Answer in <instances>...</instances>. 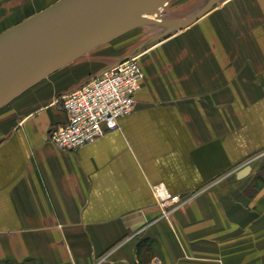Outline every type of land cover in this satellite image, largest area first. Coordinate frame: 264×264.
I'll use <instances>...</instances> for the list:
<instances>
[{"label": "crops", "instance_id": "1", "mask_svg": "<svg viewBox=\"0 0 264 264\" xmlns=\"http://www.w3.org/2000/svg\"><path fill=\"white\" fill-rule=\"evenodd\" d=\"M210 1L174 0L144 48L0 108V264H264V0L178 25ZM132 56L136 109L57 147L62 97Z\"/></svg>", "mask_w": 264, "mask_h": 264}, {"label": "water", "instance_id": "2", "mask_svg": "<svg viewBox=\"0 0 264 264\" xmlns=\"http://www.w3.org/2000/svg\"><path fill=\"white\" fill-rule=\"evenodd\" d=\"M170 0H60L0 36V108L76 58L149 19ZM211 0L180 27L207 12Z\"/></svg>", "mask_w": 264, "mask_h": 264}, {"label": "built area", "instance_id": "3", "mask_svg": "<svg viewBox=\"0 0 264 264\" xmlns=\"http://www.w3.org/2000/svg\"><path fill=\"white\" fill-rule=\"evenodd\" d=\"M142 76L139 58L132 56L64 95L67 121L51 130L52 142L63 150L75 151L117 129L121 119L137 107Z\"/></svg>", "mask_w": 264, "mask_h": 264}, {"label": "rangeland", "instance_id": "4", "mask_svg": "<svg viewBox=\"0 0 264 264\" xmlns=\"http://www.w3.org/2000/svg\"><path fill=\"white\" fill-rule=\"evenodd\" d=\"M57 2L58 0H0V36L40 12L47 10ZM173 2L174 0H171L162 7L155 8L150 13L151 15H148L149 19L147 21L108 42L102 43V45L99 44L92 51L49 74L43 82L47 84L57 83L58 85L62 81L64 85L75 76H77L75 79L85 78L101 68L103 62L114 61L119 56L125 58L135 49L144 48L143 45L148 41L146 39L149 33L147 32L148 28H154L161 32L167 27L176 26L175 23L167 25V20L171 17L169 15L171 12H168V8L172 11L174 10L173 6L170 7L176 3ZM185 7L181 6L177 10H183Z\"/></svg>", "mask_w": 264, "mask_h": 264}, {"label": "bare ground", "instance_id": "5", "mask_svg": "<svg viewBox=\"0 0 264 264\" xmlns=\"http://www.w3.org/2000/svg\"><path fill=\"white\" fill-rule=\"evenodd\" d=\"M151 15V14H150Z\"/></svg>", "mask_w": 264, "mask_h": 264}]
</instances>
